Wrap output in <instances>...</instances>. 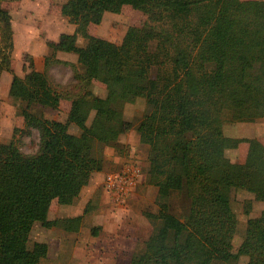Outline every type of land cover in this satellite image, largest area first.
<instances>
[{"label": "trees", "instance_id": "trees-1", "mask_svg": "<svg viewBox=\"0 0 264 264\" xmlns=\"http://www.w3.org/2000/svg\"><path fill=\"white\" fill-rule=\"evenodd\" d=\"M4 1L0 76L11 69L13 49ZM124 6L147 21L128 27L120 43L89 33L105 12ZM60 14L74 31L46 41L51 52L44 68L69 65L73 83L64 93L54 89L46 71L27 58L28 71L12 75L9 85L23 119L19 131L36 129L39 142L32 154L13 139L0 142V264H40L47 256L45 242L28 245L34 222L79 230L83 215L50 220V205L74 202L103 170L104 147L125 150L119 137L133 124L124 107L139 98L146 108L135 130L148 147L145 183L156 188L157 211L142 212L152 230L127 264H236L241 256L246 264H264V209L249 216L251 202L245 203V230L233 250L237 217L230 203L232 188L264 201V144L224 135L222 118L225 111L236 122L264 117V0H65ZM57 51L74 53L76 64L55 57ZM94 80L105 86L104 97L92 92ZM63 98L70 102L64 121L31 110L57 109ZM71 124L78 134L69 132ZM240 143L247 144L244 161L231 162L225 151ZM175 196L182 201L178 214Z\"/></svg>", "mask_w": 264, "mask_h": 264}, {"label": "rangeland", "instance_id": "rangeland-1", "mask_svg": "<svg viewBox=\"0 0 264 264\" xmlns=\"http://www.w3.org/2000/svg\"><path fill=\"white\" fill-rule=\"evenodd\" d=\"M65 0H16L4 1L2 6L8 10L12 19L13 29V49L11 53V69L4 71L0 76V142L8 143L14 140L19 149L24 154H32L38 148L39 133L31 128L29 134H22L20 129L24 128L23 119L18 112V103L8 94L12 75L20 77L28 71V60H33L35 68L46 71L51 86L65 92L68 85L73 83V72L69 65L53 63L47 69L44 68V58L50 55V49L46 41H56L61 33H72L74 25L69 23L60 14V7ZM147 21V16L131 6H124L119 13L105 12L103 19L98 25H89L90 34L107 39L114 43H120L125 31L130 26H141ZM78 45L82 46L85 40L77 38ZM62 53V54H61ZM56 52L55 57L60 60L76 64V56L73 53ZM91 90L95 95L104 97L106 94L105 86L98 81H92ZM70 102L66 99L60 101L57 109L40 107L34 105L31 110L41 113L44 117L64 121L69 109ZM144 99L139 98L135 103H127L124 107V117L133 124V128L122 135L125 142H121L125 148L118 154L111 147L102 149L104 166L101 176L108 172L116 171L123 163H135L141 168V178L139 184L134 189L131 197L113 204L120 208L109 210L103 187L98 184L91 194L89 187H86L81 198L76 201L75 208L80 209L78 202L90 195L91 210L85 214L81 226L76 235L73 232L56 230L54 237L60 238L62 242V255H69L70 259L60 261L59 264H127L130 254L143 246L152 228L148 220L142 215L143 211H157L155 203L156 188L145 183V170L147 168L148 147L138 140L135 126L145 112ZM93 113L88 119L91 120ZM223 133L226 136L237 138H257L264 144V117L253 122L231 121L228 111L223 116ZM17 130V131H15ZM69 132L78 134L79 129L71 124ZM15 131V132H14ZM247 151V144L240 143L237 148L227 149L226 157L231 162H243ZM114 155H119L121 160H112ZM127 199V201H126ZM247 201L251 202L249 216L257 215L264 209V201H256L252 193L245 190L232 188L230 192L231 207L237 217V230L232 240L233 250L240 243L247 220L244 214V205ZM127 204H126V203ZM173 211L179 213L182 204L181 198L175 196L171 200ZM63 210L70 209L67 205H61ZM53 210L55 208L53 207ZM52 210V211H53ZM91 211V212H90ZM141 220V222H140ZM97 228V229H96ZM96 229V234L93 230ZM44 229L38 225L29 240V244L34 238L44 233ZM46 235H51L46 232ZM75 236V237H74ZM53 239V237H52ZM29 245V246H30ZM91 245V251L83 249ZM77 249V253L74 251ZM80 248L83 254L79 252ZM52 248V253H53ZM87 250V249H86ZM91 252V253H89ZM86 253V254H85ZM247 257L241 256L236 264H246ZM43 264H49L47 260Z\"/></svg>", "mask_w": 264, "mask_h": 264}, {"label": "crops", "instance_id": "crops-1", "mask_svg": "<svg viewBox=\"0 0 264 264\" xmlns=\"http://www.w3.org/2000/svg\"><path fill=\"white\" fill-rule=\"evenodd\" d=\"M58 52L61 53L62 51H58ZM122 135H120L119 140H120V142H125L122 139ZM112 160L115 161V162H118V161L121 160V157L119 155H114L113 158H112ZM123 164H121V165H123ZM101 172L102 171L94 172L92 174L89 183L82 188L79 196L74 200V202L72 204L67 205V206L70 207V209H68V210L65 211V210H63L61 208L62 207L61 206L62 204H58L56 201L52 202V204L50 205L49 211H48V215H47L48 219L52 220V219H56V218L75 217V216H78V215H83V217H82V219H83L84 216H85V214H86V213H84V208H85L86 204L89 202V200L91 199L90 198V195H88L87 197H85L84 200L78 202V206H80V209H76L75 208V203H76V201H78L81 198L82 193H83V191H84V189L86 187H89L91 194L94 192V190L96 189V187H97L98 184H101L102 187H103V181H104V176L105 175H102L101 176ZM138 184H139V182L134 186V188L132 189V191L128 195L127 199H129L131 197L132 193L134 192V189L137 187ZM103 194L105 195L106 199L108 200L107 203H110L109 204L110 207L108 208L110 211L111 210H115L116 208H120L118 205L116 206V204H113L114 198L111 195H109L104 190V188H103ZM127 199H126V201H127ZM53 207L55 208V210H53ZM140 222H141V220H140ZM38 225H40V227L43 228L45 231H44L43 234L40 233V236L37 235V237L34 238V241L31 243V245L34 242H45L48 245V253H47V256L45 258H42L40 260V264H43V261L44 260H47L49 262V264H59L60 261H63L65 259H70L71 257L69 255H65L64 259H60L61 255L63 253L62 250H61L62 242L60 241V238H58L56 236L54 237V234L53 233H55L56 230H62L61 228H58V227L46 228V227H43L40 222H34V224L32 225V229L30 231V234H29V240H30V238H31V236L33 234L34 229ZM62 231H64V230H62ZM46 232L48 234L51 233V235H46ZM73 233H74V235H76L77 232L76 233L73 232ZM52 237H53V239H52ZM29 240H28V245H30L29 244ZM53 247H54V249H53V253H52V248ZM86 249H83V250H85L86 252L91 251V245H89V247H86ZM81 250L82 249L80 248V250H78V251L81 252ZM83 250H82V253H79L80 255L83 254ZM74 251L77 253V249L76 248H74ZM89 253H91V252H89Z\"/></svg>", "mask_w": 264, "mask_h": 264}, {"label": "built area", "instance_id": "built-area-1", "mask_svg": "<svg viewBox=\"0 0 264 264\" xmlns=\"http://www.w3.org/2000/svg\"><path fill=\"white\" fill-rule=\"evenodd\" d=\"M141 168L135 163H124L116 171L105 174L104 190L117 202H123L141 178Z\"/></svg>", "mask_w": 264, "mask_h": 264}]
</instances>
